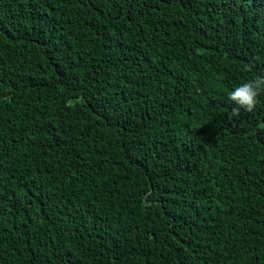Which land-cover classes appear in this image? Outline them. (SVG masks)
I'll list each match as a JSON object with an SVG mask.
<instances>
[{
  "label": "trees",
  "instance_id": "16d2710c",
  "mask_svg": "<svg viewBox=\"0 0 264 264\" xmlns=\"http://www.w3.org/2000/svg\"><path fill=\"white\" fill-rule=\"evenodd\" d=\"M257 75L264 0H0V264H264Z\"/></svg>",
  "mask_w": 264,
  "mask_h": 264
},
{
  "label": "clouds",
  "instance_id": "9594fccd",
  "mask_svg": "<svg viewBox=\"0 0 264 264\" xmlns=\"http://www.w3.org/2000/svg\"><path fill=\"white\" fill-rule=\"evenodd\" d=\"M246 70L251 71V68L246 66ZM264 94V76H255L246 82L236 86L234 90L228 93L229 100L236 105L232 108V114L229 119L238 118L241 109L246 112H254L258 98Z\"/></svg>",
  "mask_w": 264,
  "mask_h": 264
}]
</instances>
